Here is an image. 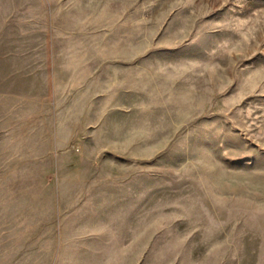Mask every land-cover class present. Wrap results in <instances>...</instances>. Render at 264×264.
I'll list each match as a JSON object with an SVG mask.
<instances>
[{
	"label": "rangeland",
	"instance_id": "374dc122",
	"mask_svg": "<svg viewBox=\"0 0 264 264\" xmlns=\"http://www.w3.org/2000/svg\"><path fill=\"white\" fill-rule=\"evenodd\" d=\"M0 264H264V0H0Z\"/></svg>",
	"mask_w": 264,
	"mask_h": 264
}]
</instances>
